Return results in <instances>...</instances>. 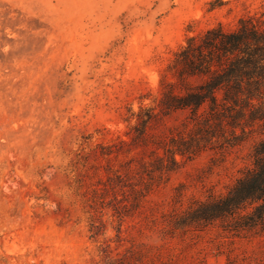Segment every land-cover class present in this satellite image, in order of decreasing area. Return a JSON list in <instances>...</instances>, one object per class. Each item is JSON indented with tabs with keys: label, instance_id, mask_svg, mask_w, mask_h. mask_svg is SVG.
I'll return each instance as SVG.
<instances>
[{
	"label": "rangeland",
	"instance_id": "rangeland-1",
	"mask_svg": "<svg viewBox=\"0 0 264 264\" xmlns=\"http://www.w3.org/2000/svg\"><path fill=\"white\" fill-rule=\"evenodd\" d=\"M211 1L0 0V264H264V235L177 222L264 139L156 105L188 35L264 11Z\"/></svg>",
	"mask_w": 264,
	"mask_h": 264
},
{
	"label": "trees",
	"instance_id": "trees-1",
	"mask_svg": "<svg viewBox=\"0 0 264 264\" xmlns=\"http://www.w3.org/2000/svg\"><path fill=\"white\" fill-rule=\"evenodd\" d=\"M225 4L211 1L209 10ZM168 71L172 80L163 75L155 101L161 113L189 109L197 115L207 106L234 128L247 116L249 122L264 121V11L241 18L233 29L219 24L188 35ZM154 116L150 112L146 123ZM177 222L198 227L220 222L239 235H264V139L254 149L253 168L225 194L193 201Z\"/></svg>",
	"mask_w": 264,
	"mask_h": 264
}]
</instances>
